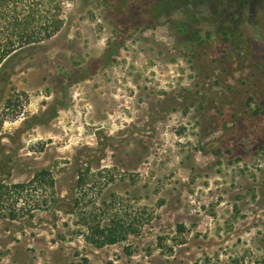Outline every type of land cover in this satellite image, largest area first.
<instances>
[{
    "label": "rangeland",
    "instance_id": "1",
    "mask_svg": "<svg viewBox=\"0 0 264 264\" xmlns=\"http://www.w3.org/2000/svg\"><path fill=\"white\" fill-rule=\"evenodd\" d=\"M64 19L0 83V264H264V0Z\"/></svg>",
    "mask_w": 264,
    "mask_h": 264
},
{
    "label": "trees",
    "instance_id": "2",
    "mask_svg": "<svg viewBox=\"0 0 264 264\" xmlns=\"http://www.w3.org/2000/svg\"><path fill=\"white\" fill-rule=\"evenodd\" d=\"M75 0H0V83H10L16 57L25 50L49 41L64 28V5ZM2 121L0 122V125ZM23 187V185H19ZM121 223L107 229L97 227L96 246L115 244L124 232ZM92 242V239H88Z\"/></svg>",
    "mask_w": 264,
    "mask_h": 264
}]
</instances>
